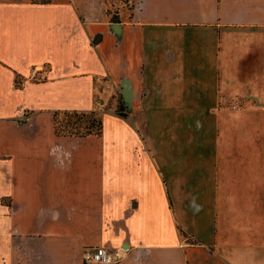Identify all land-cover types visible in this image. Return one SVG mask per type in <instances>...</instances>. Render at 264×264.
<instances>
[{
  "label": "crops",
  "instance_id": "obj_1",
  "mask_svg": "<svg viewBox=\"0 0 264 264\" xmlns=\"http://www.w3.org/2000/svg\"><path fill=\"white\" fill-rule=\"evenodd\" d=\"M131 1L0 0V264H264V0Z\"/></svg>",
  "mask_w": 264,
  "mask_h": 264
},
{
  "label": "trees",
  "instance_id": "obj_2",
  "mask_svg": "<svg viewBox=\"0 0 264 264\" xmlns=\"http://www.w3.org/2000/svg\"><path fill=\"white\" fill-rule=\"evenodd\" d=\"M35 3H38L39 1L42 3H47L49 0H33ZM104 2V0H103ZM129 2L132 5V10L130 11V17L131 13L133 11V2L129 0ZM105 6L106 3L104 2ZM107 14L109 16V19L114 22H120L122 18V14L118 15L117 18L112 19L110 18V11L107 9ZM124 15V14H123ZM99 82H104L105 89L104 92L108 91L109 100L116 102V108L115 109H109L106 106L101 107V105H104V101L98 98L97 95V89L99 87ZM108 78H98L95 82V96H94V102L95 106L92 111L89 112H80V111H61L55 113V129L56 134L58 136H68V137H87V136H95V137H101L103 134V116L107 113H114L118 116H126L122 112L127 110V107L125 106V102L123 100L122 95L118 90L116 91H110L108 89ZM181 233L184 237H188L187 233H185L181 229Z\"/></svg>",
  "mask_w": 264,
  "mask_h": 264
},
{
  "label": "rangeland",
  "instance_id": "obj_3",
  "mask_svg": "<svg viewBox=\"0 0 264 264\" xmlns=\"http://www.w3.org/2000/svg\"><path fill=\"white\" fill-rule=\"evenodd\" d=\"M104 2L106 3V8L110 11L111 15L110 18L115 19L118 17H120V15L122 14V18L123 16L125 18H127V15L130 14V11L132 10V5L129 2V0H104ZM105 85L104 82H99V87L97 89V95L98 98L104 101V105H101V107L106 106L109 109H115L116 108V102L109 100L108 97V91L104 92L105 89ZM244 103H238L236 105H234L231 109V111L233 112H241L243 113L244 111ZM246 115H248V113H246Z\"/></svg>",
  "mask_w": 264,
  "mask_h": 264
},
{
  "label": "built area",
  "instance_id": "obj_4",
  "mask_svg": "<svg viewBox=\"0 0 264 264\" xmlns=\"http://www.w3.org/2000/svg\"><path fill=\"white\" fill-rule=\"evenodd\" d=\"M38 69L31 73V79H36ZM84 264H112L120 259L119 253H111L105 247H97L96 249H86L82 254Z\"/></svg>",
  "mask_w": 264,
  "mask_h": 264
}]
</instances>
